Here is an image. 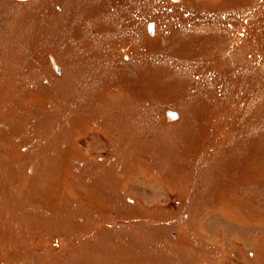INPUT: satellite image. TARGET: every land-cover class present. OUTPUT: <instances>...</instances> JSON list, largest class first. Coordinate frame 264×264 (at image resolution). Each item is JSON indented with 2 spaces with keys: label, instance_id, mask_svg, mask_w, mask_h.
Returning <instances> with one entry per match:
<instances>
[{
  "label": "rangeland",
  "instance_id": "rangeland-1",
  "mask_svg": "<svg viewBox=\"0 0 264 264\" xmlns=\"http://www.w3.org/2000/svg\"><path fill=\"white\" fill-rule=\"evenodd\" d=\"M0 264H264V0H0Z\"/></svg>",
  "mask_w": 264,
  "mask_h": 264
},
{
  "label": "bare ground",
  "instance_id": "bare-ground-1",
  "mask_svg": "<svg viewBox=\"0 0 264 264\" xmlns=\"http://www.w3.org/2000/svg\"><path fill=\"white\" fill-rule=\"evenodd\" d=\"M173 2H179V0H172ZM153 26V23H150L149 24V30H151V27ZM170 113V114H169ZM168 114H169V116L170 117H172V118H175V117H177V115H178V113L176 112V111H173V110H171V111H168ZM174 115V116H173Z\"/></svg>",
  "mask_w": 264,
  "mask_h": 264
},
{
  "label": "flooded vegetation",
  "instance_id": "flooded-vegetation-1",
  "mask_svg": "<svg viewBox=\"0 0 264 264\" xmlns=\"http://www.w3.org/2000/svg\"><path fill=\"white\" fill-rule=\"evenodd\" d=\"M180 1V0H179ZM176 3V2H175ZM152 28H154V27H152Z\"/></svg>",
  "mask_w": 264,
  "mask_h": 264
},
{
  "label": "water",
  "instance_id": "water-1",
  "mask_svg": "<svg viewBox=\"0 0 264 264\" xmlns=\"http://www.w3.org/2000/svg\"><path fill=\"white\" fill-rule=\"evenodd\" d=\"M55 68H56V66H55ZM170 114V113H169ZM174 116V115H173Z\"/></svg>",
  "mask_w": 264,
  "mask_h": 264
}]
</instances>
